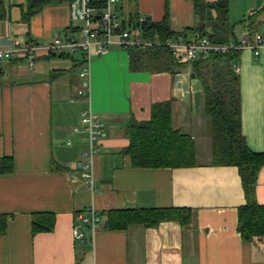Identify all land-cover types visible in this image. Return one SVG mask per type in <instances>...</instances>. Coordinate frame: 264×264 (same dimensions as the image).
<instances>
[{
  "label": "crops",
  "instance_id": "obj_1",
  "mask_svg": "<svg viewBox=\"0 0 264 264\" xmlns=\"http://www.w3.org/2000/svg\"><path fill=\"white\" fill-rule=\"evenodd\" d=\"M70 1L47 5L26 23L21 19L26 0H0L6 10L0 49L14 39L46 45L75 36L83 23L71 19ZM128 1L131 8L121 10L124 25L139 17L161 22L165 13L172 32L194 25L190 0ZM228 20L230 41L264 34V0H228ZM235 62L241 133L251 152L263 153L264 47L257 56L240 50ZM82 63L80 52L0 61V159L10 157L13 164L11 172L0 173V264H264L261 248L243 242L237 231V208L244 203L237 168L213 164L212 142L204 143L205 149L197 143L210 126L193 62L178 61L180 67L164 65L160 71L130 70L128 50L114 45L91 59L85 97L77 95ZM167 100L172 127L193 139L198 163L135 168L124 152L129 124L149 120L151 105ZM86 109L104 122L98 153L90 158V181L80 168L87 135L79 117ZM255 200L264 205V166ZM170 207L189 208L190 222L112 231L101 225L83 241L71 234L89 209L103 222L108 210ZM36 212L54 214L51 231L31 233Z\"/></svg>",
  "mask_w": 264,
  "mask_h": 264
},
{
  "label": "trees",
  "instance_id": "obj_2",
  "mask_svg": "<svg viewBox=\"0 0 264 264\" xmlns=\"http://www.w3.org/2000/svg\"><path fill=\"white\" fill-rule=\"evenodd\" d=\"M67 0H26L23 22L50 4ZM195 22L191 29L172 32L167 14L161 22L142 23L145 36L162 39H181L186 36L196 40L202 37L214 43L230 42L232 31L228 20V0H190ZM6 10L0 2V19ZM189 34V35H188ZM239 52L208 53L193 62V72L202 84L203 112L210 126L212 142L211 162L231 165L238 170L244 192V203L237 208V231L243 242L256 244L264 253V205L255 200V184L259 169L264 166V152H251L245 145L240 126V97L238 75L233 64ZM130 70L150 69L160 71L182 64L166 48L129 49ZM171 72L174 70L169 69ZM147 121L131 122L128 127V146L124 149L135 168L186 167L198 163L195 143L187 135L172 127L171 102L154 103ZM13 169L12 159H0V173ZM189 208H133L108 210L100 223L104 230H124L131 226L154 227L163 221H175L181 226L190 222ZM54 214H31V233L48 232L54 227ZM4 227L0 217V230Z\"/></svg>",
  "mask_w": 264,
  "mask_h": 264
},
{
  "label": "built area",
  "instance_id": "obj_3",
  "mask_svg": "<svg viewBox=\"0 0 264 264\" xmlns=\"http://www.w3.org/2000/svg\"><path fill=\"white\" fill-rule=\"evenodd\" d=\"M116 2L117 0H71L69 3L71 19L83 23L75 36L64 41L55 38L46 45L33 43L21 45L14 39L9 48L0 49V61L10 59L13 56L36 58L43 55L63 56L80 52L83 63L78 74L77 95L85 97L88 96L90 88L89 65L91 59L104 55L114 45L126 50L166 48L174 58L182 63H192L208 53L222 54L239 52L242 49H251L257 56L260 48L264 47V34L260 32H254L252 37L246 34L238 41L221 44L214 43L206 37L188 41L145 36L142 31V23L145 19L139 17L128 25L122 24L114 13ZM237 69V64H233L234 72ZM79 121L87 135L86 151L82 154L85 160L80 164V168L84 171V178L90 181V158L98 153L99 144L104 135V122L99 115L90 109L80 113ZM72 131L78 132L79 130L73 128ZM67 144H70V141H67ZM78 220L81 227L72 228L71 234L74 239L80 241L98 229L101 223V219L92 209L79 216Z\"/></svg>",
  "mask_w": 264,
  "mask_h": 264
},
{
  "label": "rangeland",
  "instance_id": "obj_4",
  "mask_svg": "<svg viewBox=\"0 0 264 264\" xmlns=\"http://www.w3.org/2000/svg\"><path fill=\"white\" fill-rule=\"evenodd\" d=\"M117 6H118V9H117V11H116V9L114 10V13L116 14V16H117V18H118V20L119 21H121V10H122V8L124 9V11H126V9H128L129 10V8H131V6H130V1H128V0H118L117 2ZM123 11V12H124ZM263 31H264V28H263ZM242 38V37H241ZM240 38V39H241ZM239 39V40H240ZM208 136H210V128L209 129H207V131H205V134H204V137H205V139H201L200 141H198L197 143H198V145H204V147H202L203 149H205V144L204 143H206V144H208L209 142H211V139H209L208 138ZM207 137V138H206ZM205 141V142H204ZM199 151V150H198ZM199 152H203L202 151V149H200V151ZM201 158H203V157H201Z\"/></svg>",
  "mask_w": 264,
  "mask_h": 264
},
{
  "label": "water",
  "instance_id": "obj_5",
  "mask_svg": "<svg viewBox=\"0 0 264 264\" xmlns=\"http://www.w3.org/2000/svg\"><path fill=\"white\" fill-rule=\"evenodd\" d=\"M259 29H260V26H259ZM191 77H194V73H191Z\"/></svg>",
  "mask_w": 264,
  "mask_h": 264
}]
</instances>
